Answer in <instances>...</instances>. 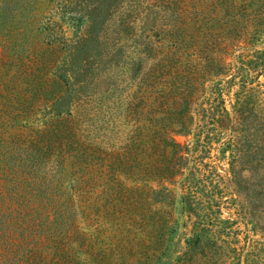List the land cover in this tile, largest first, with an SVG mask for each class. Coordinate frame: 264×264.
<instances>
[{"label":"rangeland","instance_id":"374dc122","mask_svg":"<svg viewBox=\"0 0 264 264\" xmlns=\"http://www.w3.org/2000/svg\"><path fill=\"white\" fill-rule=\"evenodd\" d=\"M0 264H264V0H0Z\"/></svg>","mask_w":264,"mask_h":264}]
</instances>
